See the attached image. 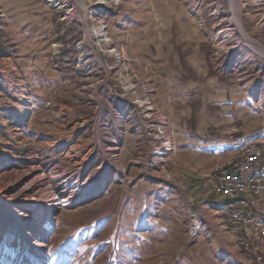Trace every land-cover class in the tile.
Listing matches in <instances>:
<instances>
[{
    "label": "rangeland",
    "instance_id": "rangeland-1",
    "mask_svg": "<svg viewBox=\"0 0 264 264\" xmlns=\"http://www.w3.org/2000/svg\"><path fill=\"white\" fill-rule=\"evenodd\" d=\"M201 1L0 0V264H258L213 190L223 153L162 107L155 24ZM215 1L218 51L263 94L242 145L264 144V0Z\"/></svg>",
    "mask_w": 264,
    "mask_h": 264
},
{
    "label": "crops",
    "instance_id": "crops-1",
    "mask_svg": "<svg viewBox=\"0 0 264 264\" xmlns=\"http://www.w3.org/2000/svg\"><path fill=\"white\" fill-rule=\"evenodd\" d=\"M216 3L203 0L165 19V24L158 20L152 49L153 63L161 72L160 95L170 127L190 137L195 150L223 153L214 168L230 161L240 145L251 142L256 129L249 119L251 112L241 104L263 97L258 84L243 81L245 71L237 55L218 51L215 43L221 20L216 17ZM228 3L232 12L231 0ZM262 205L264 210V190ZM221 206L223 212L225 203ZM235 246L240 250L237 243Z\"/></svg>",
    "mask_w": 264,
    "mask_h": 264
},
{
    "label": "built area",
    "instance_id": "built-area-1",
    "mask_svg": "<svg viewBox=\"0 0 264 264\" xmlns=\"http://www.w3.org/2000/svg\"><path fill=\"white\" fill-rule=\"evenodd\" d=\"M264 166V144L253 143L237 150L228 165L215 167L210 176L215 188L221 190L223 197H237V204L232 210L225 211V218H231L237 228L238 240L246 245L247 252L257 259L258 264H264V210L262 193L264 180L251 181L250 186L239 187L240 176L249 169H259ZM256 189L258 203L246 201V190Z\"/></svg>",
    "mask_w": 264,
    "mask_h": 264
},
{
    "label": "bare ground",
    "instance_id": "bare-ground-1",
    "mask_svg": "<svg viewBox=\"0 0 264 264\" xmlns=\"http://www.w3.org/2000/svg\"><path fill=\"white\" fill-rule=\"evenodd\" d=\"M237 20H239V19H237ZM236 22H237L236 28H238V29L239 28H242L241 27V22L240 21H236ZM104 34H105V32H104ZM230 35L231 34H229V35L227 34L226 37H229ZM223 42H227V40L226 39H223ZM244 146H249V144H244L240 148H243ZM61 178L64 179V178H66V176L63 175V176H61ZM66 180H68V179H66ZM254 180H264V166H262V168H260V170L259 169H249L247 172H244L242 174V176H240V179H239V187L250 186L251 181H254ZM70 183L71 182H69V184ZM74 183H76V185L79 184L78 181H75ZM66 189H67L66 184L65 183H60V185L58 187L59 192L61 193V190H62V194H64L65 191H66ZM79 190H81L80 193L78 192ZM85 190H86V187L84 185H80L79 189L76 191V193H78L77 195L68 196V198L65 199V200H63V201H67L70 204H73V200L75 198L76 199L79 198L78 202L79 201H82L80 199H82L85 196H87V195H84V194H86ZM213 190H215L222 197L221 190L218 189V188H215V185L214 184H213ZM223 198L228 200V204L226 205L225 211L232 210L233 209V206L235 204H237V197H223ZM70 200H72V201H70ZM246 201L248 203H258V195H257L256 189H247L246 190ZM44 204L46 205L45 206L46 207L45 208V211H47L46 213H48L49 211H53V209H55L54 206H50V204H46V201L42 202V204L41 203L38 204L36 202V204L34 203V206L36 207V206H41V205H44ZM227 224H228L229 227H231L232 229H234V231L236 232L237 237H238L237 228L233 226V222H232V219L231 218H227ZM262 227H264V220L263 219H262ZM36 229L38 230L39 227L38 228L36 227ZM238 241L242 245L243 249L245 251H247L246 245L244 244V242L241 241V240H238Z\"/></svg>",
    "mask_w": 264,
    "mask_h": 264
}]
</instances>
